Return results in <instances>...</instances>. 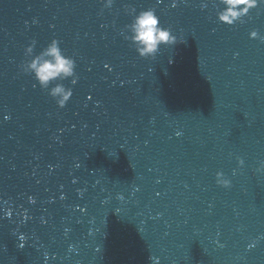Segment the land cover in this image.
I'll use <instances>...</instances> for the list:
<instances>
[{"label": "water", "instance_id": "1", "mask_svg": "<svg viewBox=\"0 0 264 264\" xmlns=\"http://www.w3.org/2000/svg\"><path fill=\"white\" fill-rule=\"evenodd\" d=\"M173 2L0 0V264H264V6L228 26ZM126 6L182 42L139 57ZM53 38L64 108L19 67Z\"/></svg>", "mask_w": 264, "mask_h": 264}, {"label": "clouds", "instance_id": "2", "mask_svg": "<svg viewBox=\"0 0 264 264\" xmlns=\"http://www.w3.org/2000/svg\"><path fill=\"white\" fill-rule=\"evenodd\" d=\"M159 2L161 0H157V3ZM113 3L114 0H103V8L110 9ZM221 5L222 7H220ZM172 6H176L175 0ZM262 6H264V0H219L216 16L221 23L228 26H233L236 23L244 24L246 22L244 18L249 15L250 11L252 9L259 10ZM201 7H207V4L202 3ZM125 10L132 15V21L125 25L121 35L135 49L139 57L155 58L161 45L171 46L182 42L178 41L171 28L161 26L155 8L141 10L137 13L134 7L126 6ZM257 14L259 15V11ZM35 22L34 20L33 23ZM248 35L250 39H259L264 42V35H261L256 29L250 31ZM36 43V40L33 39L26 46L24 54L30 59H26L19 67L24 74L31 75L42 90H47L48 95L55 100L58 108H64L72 97L73 90L71 87H66L62 81L71 78L72 85L77 83L79 76L76 73V61L72 56L65 53L60 47L61 42L56 38H53L46 47L34 55ZM33 86L35 87V84ZM8 118L5 117V119ZM179 134L177 133V135ZM236 160L238 167L242 168L244 159L237 156ZM235 172L236 170H233V174ZM256 172L264 173V161L260 162ZM215 182L223 188L232 186L231 179L223 171L215 173ZM29 199L30 202H35L33 198L30 197ZM5 217H11L10 210H5L4 216H0V219ZM20 239L23 241L25 237L21 235ZM252 246L249 245V248ZM20 247H23V244ZM45 259H47V254ZM149 260H153V257L150 256Z\"/></svg>", "mask_w": 264, "mask_h": 264}]
</instances>
